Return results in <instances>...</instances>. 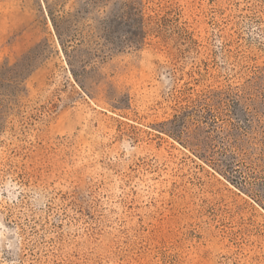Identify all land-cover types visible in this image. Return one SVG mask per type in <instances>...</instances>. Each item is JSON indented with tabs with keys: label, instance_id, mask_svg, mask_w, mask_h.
<instances>
[{
	"label": "rangeland",
	"instance_id": "374dc122",
	"mask_svg": "<svg viewBox=\"0 0 264 264\" xmlns=\"http://www.w3.org/2000/svg\"><path fill=\"white\" fill-rule=\"evenodd\" d=\"M0 264H264V0H0Z\"/></svg>",
	"mask_w": 264,
	"mask_h": 264
},
{
	"label": "trees",
	"instance_id": "16d2710c",
	"mask_svg": "<svg viewBox=\"0 0 264 264\" xmlns=\"http://www.w3.org/2000/svg\"><path fill=\"white\" fill-rule=\"evenodd\" d=\"M48 9H49L50 14L53 15V9L51 8V6L49 4H48ZM74 74L76 75L75 71H74Z\"/></svg>",
	"mask_w": 264,
	"mask_h": 264
}]
</instances>
